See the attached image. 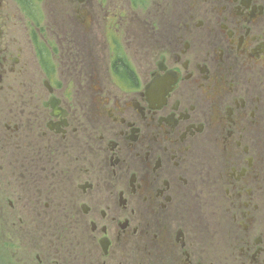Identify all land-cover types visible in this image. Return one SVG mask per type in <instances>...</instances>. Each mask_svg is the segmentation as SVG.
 <instances>
[{"label":"flooded vegetation","instance_id":"af4514ba","mask_svg":"<svg viewBox=\"0 0 264 264\" xmlns=\"http://www.w3.org/2000/svg\"><path fill=\"white\" fill-rule=\"evenodd\" d=\"M62 1L0 0V264H264V0Z\"/></svg>","mask_w":264,"mask_h":264},{"label":"rangeland","instance_id":"374dc122","mask_svg":"<svg viewBox=\"0 0 264 264\" xmlns=\"http://www.w3.org/2000/svg\"><path fill=\"white\" fill-rule=\"evenodd\" d=\"M41 6L44 9V13L46 16L45 21L51 22L52 20L57 19L59 16L56 14L57 12L60 14V18L64 16H68L67 12H64L65 10H58V7H70L68 2H63L62 0H40ZM101 0H85L84 4H78L77 2L73 5H84V7L87 8V15L85 16V21L87 23L97 24L101 22V16H100V10H101ZM131 1L132 3H135V6L138 8V10H141L145 13H148V15L151 17L152 22H158L160 21L161 17V7L163 0H107L104 4V7H107L109 11L113 12H120L122 9H124L127 13L124 14L125 17L121 18L119 21L126 22V23H133V22H141V20H137L139 18L133 17L131 14V5L129 3ZM57 22V20H54ZM61 22V20H58ZM110 20H106V22H109ZM71 23V22H70Z\"/></svg>","mask_w":264,"mask_h":264},{"label":"water","instance_id":"95a60500","mask_svg":"<svg viewBox=\"0 0 264 264\" xmlns=\"http://www.w3.org/2000/svg\"><path fill=\"white\" fill-rule=\"evenodd\" d=\"M79 2H82L83 0H78ZM159 67H161V65H160V62H159Z\"/></svg>","mask_w":264,"mask_h":264}]
</instances>
